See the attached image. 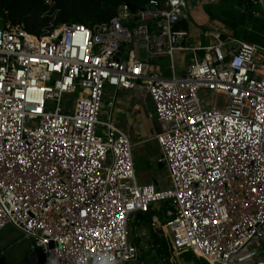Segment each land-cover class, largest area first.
Instances as JSON below:
<instances>
[{
	"label": "built area",
	"instance_id": "built-area-1",
	"mask_svg": "<svg viewBox=\"0 0 264 264\" xmlns=\"http://www.w3.org/2000/svg\"><path fill=\"white\" fill-rule=\"evenodd\" d=\"M191 9L190 0L136 11L123 2L109 20L43 34L0 24V230L17 227L44 248L45 264H137L138 211L152 212L177 264L188 250L230 264L264 237V44L217 29L197 41L177 27ZM241 9L263 16L262 0ZM177 51L188 56L180 73ZM164 56L170 63L152 68ZM110 85L151 96L167 186L138 179L131 136L111 110L101 118Z\"/></svg>",
	"mask_w": 264,
	"mask_h": 264
},
{
	"label": "trees",
	"instance_id": "trees-1",
	"mask_svg": "<svg viewBox=\"0 0 264 264\" xmlns=\"http://www.w3.org/2000/svg\"><path fill=\"white\" fill-rule=\"evenodd\" d=\"M50 5L47 0H0V24L7 22L21 25L30 32L43 34L49 27L73 20L92 25L97 21L109 20L123 2H134L139 7L149 0H54ZM249 0H207L203 8L209 18L220 21L231 32L232 37L264 44V16L254 17L251 13L242 11V6ZM209 27V26H206ZM251 29V31H249ZM152 212L138 211L134 216V224H144L149 227L148 246L143 247L137 264H177L172 259L173 250L166 236L151 225ZM136 244L140 238L135 237ZM183 262L194 264H209L208 261L196 255L192 250L183 251ZM185 260V261H184Z\"/></svg>",
	"mask_w": 264,
	"mask_h": 264
},
{
	"label": "crops",
	"instance_id": "crops-1",
	"mask_svg": "<svg viewBox=\"0 0 264 264\" xmlns=\"http://www.w3.org/2000/svg\"><path fill=\"white\" fill-rule=\"evenodd\" d=\"M193 8H197V14L194 15L197 17L193 21L190 20L191 23L187 26H178V23L189 20L190 16L193 15V12L191 13ZM191 11L189 18L179 21L177 27L188 28L197 41L203 42L202 37L206 39L203 43L211 41L202 33L204 30L217 29L222 34L228 33L220 21L209 18L203 6H192ZM109 87L111 91L110 93L106 92V95L107 97L115 96V102L113 107L109 108L108 106L105 114H109L111 110L113 122L126 131L135 143L134 158L138 179L143 183L153 182L161 186L158 183L157 174L154 172L157 171V166L161 167L164 164L159 161L161 149L153 136V127L157 124V121L151 96L139 89H119L112 85ZM110 98L107 99L105 96V105H108ZM140 165H142V168L139 169ZM33 246V240L30 237L22 233L17 227L7 224L0 230V264H45L44 260H38L32 256ZM263 259L264 237L249 242L235 255L233 261L239 260L240 263H251Z\"/></svg>",
	"mask_w": 264,
	"mask_h": 264
},
{
	"label": "rangeland",
	"instance_id": "rangeland-1",
	"mask_svg": "<svg viewBox=\"0 0 264 264\" xmlns=\"http://www.w3.org/2000/svg\"><path fill=\"white\" fill-rule=\"evenodd\" d=\"M207 0H190V4L191 6H195V5H198L199 7H202L203 4L206 2ZM197 11V8H193V10L191 11V13L193 12V15L190 16L189 20H185V22H180L178 23V26H187L188 24H190V20L193 21V19H195V17L197 16H194ZM187 22V23H186ZM210 32V30H208ZM212 31V30H211ZM214 31V30H213ZM249 31H251V29H249ZM212 36V35H210ZM214 38V37H213ZM231 39H233L231 37ZM201 40H203V42L206 41V39H204L203 37L201 38ZM140 49H141V52L143 55L146 54V51H145V45H144V42L143 40L141 41L140 43ZM187 53L185 51H183L182 53L180 52H176V56H175V60H176V67H177V72H182L183 69H184V66L186 64V60H187ZM263 55H260L259 56V60H258V73L261 74L263 71H264V60H263ZM170 63V58L168 56H164L163 58H160V57H152L151 58V66L152 68H155L156 65H168ZM109 89V90H108ZM110 87L108 86L107 87V91L108 93H110ZM209 95L211 96L210 97V102H213L215 100V92L214 91H211L207 96L209 97ZM106 98H110L111 96L107 97V95H105ZM73 97H75V95H73ZM217 101L220 105H222L224 103V97L222 95H219L217 97ZM108 106L109 105H105V102H104V105H103V113L101 114V118H106V114H105V110L108 109ZM142 168V165H140L139 169ZM155 174H157V178H158V183L161 185V186H167L169 184V172H168V168L166 165L164 166H157V171H154ZM159 214H161V212L159 211ZM161 220H164L163 218V215L161 214ZM133 221L134 219L132 220L131 222V227H132V230H131V238L134 240L135 237H139L140 238V242L138 244L139 248H140V252L142 253V248L143 247H147L148 246V239H149V235H150V230H149V227L144 225V224H134L133 225ZM182 253L180 254H174V257L177 256V260L181 262V264H188L187 262H183V257L181 256ZM185 261V260H184ZM148 264H153L152 261L150 260H147ZM189 264H194V263H191L189 262Z\"/></svg>",
	"mask_w": 264,
	"mask_h": 264
},
{
	"label": "water",
	"instance_id": "water-1",
	"mask_svg": "<svg viewBox=\"0 0 264 264\" xmlns=\"http://www.w3.org/2000/svg\"><path fill=\"white\" fill-rule=\"evenodd\" d=\"M127 3H128V5H129V7H130V9L132 11H136V9L138 7V5L136 3H134V2H127ZM262 6L264 8V0H262ZM226 36H227V34L223 33L221 35V38L225 39ZM129 47H131V45H129ZM118 54L121 55V56H124V57L126 56V54L123 53V52H119ZM33 245H34L33 246L34 250H33L32 256L36 257L38 260H44V258H45L44 248L42 246L37 245L34 241H33ZM230 264H264V259L263 260H259V261H254V262H251V263H240L239 260L230 261Z\"/></svg>",
	"mask_w": 264,
	"mask_h": 264
},
{
	"label": "snow or ice",
	"instance_id": "snow-or-ice-1",
	"mask_svg": "<svg viewBox=\"0 0 264 264\" xmlns=\"http://www.w3.org/2000/svg\"><path fill=\"white\" fill-rule=\"evenodd\" d=\"M128 207H129V208H131V207H132V205H130V204H129V205H128Z\"/></svg>",
	"mask_w": 264,
	"mask_h": 264
}]
</instances>
